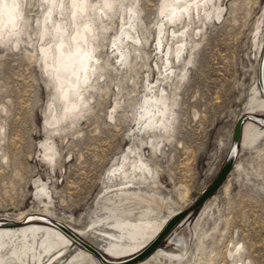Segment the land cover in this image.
<instances>
[{"label": "rangeland", "instance_id": "1", "mask_svg": "<svg viewBox=\"0 0 264 264\" xmlns=\"http://www.w3.org/2000/svg\"><path fill=\"white\" fill-rule=\"evenodd\" d=\"M133 1L138 50L129 47L128 62L119 68L111 53L121 25L119 9L105 35L96 23L92 39L102 69L75 112L66 109L39 56L40 46L48 43L40 39L44 0L21 1L17 33L0 37V221L19 217L17 226H22L48 207L53 218L74 228L89 226L88 215L98 210L99 201L112 205L102 198L108 170L132 148L150 169L146 187L158 204L127 198L117 202L118 208H126L134 218L150 208L159 221L183 210L175 230L186 220L193 224L206 207L210 212L204 227L211 233L204 238L201 264H229L231 242L241 245L242 262L264 264V130L246 121L234 158L238 167L229 169L200 205L192 206L230 148L237 115L262 114L256 63L264 44V0H215L219 16L213 10L194 16L183 59L174 61L170 82L161 80L156 67H162L155 49L156 26L162 19L159 0H123ZM153 85L154 92H166L168 120H163L168 130L157 137L142 131L136 136L147 86ZM50 151L51 160L45 156ZM213 217L221 221L212 232ZM73 246L55 254L52 263L57 259L54 264H68ZM158 246L174 245L161 241ZM193 249L183 264H195ZM93 257V264H101Z\"/></svg>", "mask_w": 264, "mask_h": 264}, {"label": "bare ground", "instance_id": "2", "mask_svg": "<svg viewBox=\"0 0 264 264\" xmlns=\"http://www.w3.org/2000/svg\"><path fill=\"white\" fill-rule=\"evenodd\" d=\"M21 1L23 0H0V37L4 32L8 36L17 33L21 18ZM213 1L215 0H159L158 12L162 19L158 20L156 26L157 43L155 49L158 51V59L162 63V67L156 65L162 81L170 82L175 75L174 61L183 59L186 50L187 30L194 16L199 18L200 12L208 15L211 10L215 15H220V6H217L216 1L215 3ZM107 2L108 7L106 8V0H79L76 4L73 3V0H44L40 39H46L48 43L40 46L39 56L49 72L56 91L59 92L57 94L60 95L59 97L64 103L66 102L68 112L80 111L79 105L84 103L83 92L87 88L94 87L92 78L95 79L98 70L102 69L98 45L96 46L92 39L95 36L96 23H99L100 30L105 35V32L112 28L110 24L115 10L119 9L121 25L119 33L111 45V53L117 59L116 63H118L119 68L128 62V48L133 47L136 51L138 50L136 46L141 43L139 36L134 32L137 25V8L134 1L132 3L125 2L126 4L123 0H107ZM187 20H189L188 23ZM263 45L260 46V55L264 52ZM261 76L263 86L261 88V85L256 81L258 87L256 88V97L263 113L264 56ZM158 82L159 79L156 81L157 85ZM157 85L147 86L148 94L143 98L142 107L140 105V122L136 136L142 131L144 134L149 132L153 134L152 137H157L158 134L168 130L167 122L163 120L164 118L168 120V116L166 117L168 112L166 92L161 87H159L161 88L159 93L154 92L153 88ZM246 121H250L264 130V124L258 125L248 118L243 119L239 139L240 146ZM54 123L55 118L50 125ZM45 147L49 150L48 145L45 144ZM231 149L232 151L235 149V154L239 150L238 146L236 148L231 147ZM45 156L51 160L53 152H47ZM234 160L236 161V159ZM234 160L230 170L234 166ZM237 167L238 164H235L233 170H236ZM257 171L255 172L257 173ZM149 174L150 169L135 149L128 148L127 151H124L116 165L108 170L106 175L105 193L102 198L112 200L107 202L112 205L99 201L102 204L97 206L98 210H93L92 215H88L89 226L83 229L74 228L70 226L71 224L53 218L48 207L39 215L26 218L27 221H24L25 224L22 223V226H17V224H21L18 216L13 221H0V264H54L57 259L52 263L53 256L69 246L72 247L74 243L78 246H73L68 264H93L94 255L61 229L59 224L110 259L124 257L142 248L178 212L177 210L171 212L168 217L159 221L158 217H152L150 208L146 212L140 211L138 217L135 218L133 217L134 214H130L126 208H118L117 202L127 198H139L146 202L158 204L153 190L149 191L146 187ZM110 185H116V187L108 189ZM44 186L45 184L42 183L38 185L37 189L43 191ZM108 191L111 194H107ZM44 194L45 197H48L47 192ZM146 194L148 198L145 197ZM44 206H47L46 202ZM205 210L206 207L193 224L189 220L182 223L186 227V233L179 230L181 224L175 230H173L176 227L174 226L165 235L162 241L173 244V248L158 249L159 244H157L144 258L132 264H151V262L153 264H183L182 259L192 248H194L193 254L198 255L195 264H201V257L199 256L204 248L203 244L206 240L204 238H208L207 235L211 233L204 227L210 212V209L207 212ZM213 219L212 232L217 230V223L221 221L218 220V217H213ZM72 240L74 241L73 244ZM231 244V248L227 250L229 264H249L248 261H241V245L238 242H231ZM209 259L211 257H208L206 261ZM173 260L179 262L174 263Z\"/></svg>", "mask_w": 264, "mask_h": 264}, {"label": "water", "instance_id": "3", "mask_svg": "<svg viewBox=\"0 0 264 264\" xmlns=\"http://www.w3.org/2000/svg\"><path fill=\"white\" fill-rule=\"evenodd\" d=\"M264 48V47H263ZM264 52L257 59L256 63V81L261 88L263 86L262 76H261V66L263 60ZM248 118L259 125L264 124V113L257 112H240L234 122L232 131H231V142L230 148L226 152L220 166L218 167L214 177L212 180L206 185V187L201 191V193L193 200L192 206L197 207L207 196H209L223 181L226 173L231 168L233 164V160L235 158V149L232 151L231 147H237L239 145V139L241 135V127L243 119ZM184 211H178L175 215H173L158 231V233L153 237L151 241H149L145 246L138 249L137 251L126 255L117 259H110L105 257L98 249L90 245L89 243L83 241L74 235L71 231L67 230L65 227L59 224L61 229H63L68 235H70L74 240H76L79 244H81L84 248H86L89 252H91L94 256L98 258V260L103 264H132L142 258H144L157 244H159L165 235L170 232V230L179 222L181 216ZM179 230L182 233H186V227L182 224L179 227Z\"/></svg>", "mask_w": 264, "mask_h": 264}, {"label": "snow or ice", "instance_id": "4", "mask_svg": "<svg viewBox=\"0 0 264 264\" xmlns=\"http://www.w3.org/2000/svg\"><path fill=\"white\" fill-rule=\"evenodd\" d=\"M79 2V0H73V3L74 4H76V3H78ZM105 7L107 8L108 7V2H107V0H106V3H105Z\"/></svg>", "mask_w": 264, "mask_h": 264}]
</instances>
